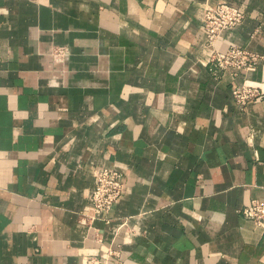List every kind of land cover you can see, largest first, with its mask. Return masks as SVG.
<instances>
[{
    "label": "crops",
    "instance_id": "obj_1",
    "mask_svg": "<svg viewBox=\"0 0 264 264\" xmlns=\"http://www.w3.org/2000/svg\"><path fill=\"white\" fill-rule=\"evenodd\" d=\"M244 19L216 40L259 52L211 71L201 20ZM64 46V57L54 53ZM264 0H0V264H264ZM123 172L95 215L94 171Z\"/></svg>",
    "mask_w": 264,
    "mask_h": 264
},
{
    "label": "built area",
    "instance_id": "obj_2",
    "mask_svg": "<svg viewBox=\"0 0 264 264\" xmlns=\"http://www.w3.org/2000/svg\"><path fill=\"white\" fill-rule=\"evenodd\" d=\"M244 12L234 4L220 2L209 4L204 8L201 17L210 49L211 71L216 73V68L231 70L234 78L241 70H254L262 55L237 43H231L226 49L221 50L216 46V40L221 33L238 25L244 19ZM64 46L55 48L57 56L64 57L67 53ZM233 98L240 108L246 107L251 100L264 95L259 87L246 83L236 84L232 89ZM95 185L91 194L95 215H105L113 208L123 193V172L114 167H101L94 171ZM240 212L244 217L264 226V199H252L244 205ZM85 264H101L93 256L85 257ZM117 264H125L117 262Z\"/></svg>",
    "mask_w": 264,
    "mask_h": 264
},
{
    "label": "rangeland",
    "instance_id": "obj_3",
    "mask_svg": "<svg viewBox=\"0 0 264 264\" xmlns=\"http://www.w3.org/2000/svg\"><path fill=\"white\" fill-rule=\"evenodd\" d=\"M207 38V37H206ZM249 49V48H248ZM251 50V49H250ZM254 51V50H253Z\"/></svg>",
    "mask_w": 264,
    "mask_h": 264
}]
</instances>
